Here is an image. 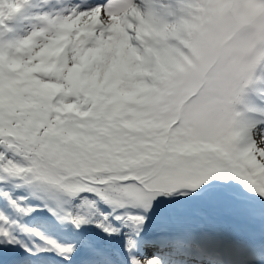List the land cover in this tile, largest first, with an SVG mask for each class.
<instances>
[{
	"label": "snow or ice",
	"instance_id": "obj_1",
	"mask_svg": "<svg viewBox=\"0 0 264 264\" xmlns=\"http://www.w3.org/2000/svg\"><path fill=\"white\" fill-rule=\"evenodd\" d=\"M0 264H264V0H0Z\"/></svg>",
	"mask_w": 264,
	"mask_h": 264
}]
</instances>
